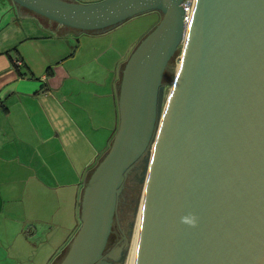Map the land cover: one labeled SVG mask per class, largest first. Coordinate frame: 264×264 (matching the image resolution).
Listing matches in <instances>:
<instances>
[{"label":"water","instance_id":"95a60500","mask_svg":"<svg viewBox=\"0 0 264 264\" xmlns=\"http://www.w3.org/2000/svg\"><path fill=\"white\" fill-rule=\"evenodd\" d=\"M8 1L82 30L161 13L126 61L117 128L58 264H112L102 251L144 153L134 264H264V0Z\"/></svg>","mask_w":264,"mask_h":264},{"label":"crops","instance_id":"0c3cea01","mask_svg":"<svg viewBox=\"0 0 264 264\" xmlns=\"http://www.w3.org/2000/svg\"><path fill=\"white\" fill-rule=\"evenodd\" d=\"M9 5L0 11V264H55L117 128L137 44L107 39L113 26L82 30Z\"/></svg>","mask_w":264,"mask_h":264},{"label":"rangeland","instance_id":"374dc122","mask_svg":"<svg viewBox=\"0 0 264 264\" xmlns=\"http://www.w3.org/2000/svg\"><path fill=\"white\" fill-rule=\"evenodd\" d=\"M189 6V10L191 9V3L192 0H185ZM8 0H0V11L6 10L7 7L9 8L10 5L8 3ZM160 14L157 10H149L146 12H142L136 15H133L131 17L126 18L122 22L116 24L111 28L112 32H109L106 34V38L108 39L113 38V41H116L120 47H123L128 42L135 41V44L139 42V40L144 37V35L156 24V22L159 20ZM106 39L104 38V41ZM116 43V44H117ZM178 61V54L176 55V59L174 61V70H175V64ZM174 73V71H173ZM170 82L168 84H164L163 91H162V101L164 102L166 94L168 92ZM141 164V161H137L134 165L135 168H139ZM133 174L131 173V170L126 175L123 185L120 192V199L122 198V201L120 205L124 210L129 211L130 213V221L129 224L127 222L128 231L126 234V242L123 246V258H122V264H128L129 263V257H130V250L132 247V236L134 233V227H135V218L136 213L138 210V203L140 198V189H141V183L139 185V188L136 187L137 184H135V181L132 177ZM130 175V176H129ZM119 202V201H118ZM118 205V204H117ZM114 216V215H113ZM112 224V223H111ZM111 228V227H110ZM136 232V230H135ZM28 257V256H27ZM29 258H24L22 261H27ZM20 263V262H18Z\"/></svg>","mask_w":264,"mask_h":264},{"label":"flooded vegetation","instance_id":"af4514ba","mask_svg":"<svg viewBox=\"0 0 264 264\" xmlns=\"http://www.w3.org/2000/svg\"><path fill=\"white\" fill-rule=\"evenodd\" d=\"M70 1H92V0H70ZM119 197L120 194H119ZM118 205L116 206L115 213L113 216L111 228L107 237V242L103 248L102 255L110 261L112 264H122L123 258V247L119 250L115 248L121 244L124 240L128 231L127 222L129 224L130 213L127 210H124L120 205L122 198L118 200ZM122 246V245H121Z\"/></svg>","mask_w":264,"mask_h":264},{"label":"trees","instance_id":"16d2710c","mask_svg":"<svg viewBox=\"0 0 264 264\" xmlns=\"http://www.w3.org/2000/svg\"><path fill=\"white\" fill-rule=\"evenodd\" d=\"M30 11H32V10H30ZM32 12L35 13L36 15H38V16L44 17V16H42V15H40V14L34 12V11H32ZM159 14H160V17H161V13L160 12H159ZM44 18H46L47 20L53 21L51 19H48L47 17H44ZM53 22H55V21H53ZM178 52H179V47L173 53V55L170 57V59L167 61L166 65H165V68H164V71H163V77H162V81H161V86L162 87L160 88V97H159V101L160 102L162 101V91H163L164 84H168L170 82V80L172 79L173 71H174V61L176 59V55L178 54ZM145 156H146V153H144V155H142L138 159V161H141V164H140V167L139 168L133 167L131 169V173H133V174H130V175H132V177H133V179L135 181V184H137L136 185L137 188H139V185L141 183V178H142V174H143V170H144V165H145ZM97 163H98V161H97ZM97 163L94 165V167L97 165ZM68 245H67V247H68ZM67 247H66V249H67ZM59 261H60V259H57L56 262H55V264H58Z\"/></svg>","mask_w":264,"mask_h":264},{"label":"bare ground","instance_id":"6f19581e","mask_svg":"<svg viewBox=\"0 0 264 264\" xmlns=\"http://www.w3.org/2000/svg\"><path fill=\"white\" fill-rule=\"evenodd\" d=\"M189 8V7H188ZM139 213L137 215V221H136V232L134 234V238L132 240V247H131V252H130V257H129V263L128 264H134V256H135V248H136V238H137V228H138V220H139Z\"/></svg>","mask_w":264,"mask_h":264},{"label":"clouds","instance_id":"9594fccd","mask_svg":"<svg viewBox=\"0 0 264 264\" xmlns=\"http://www.w3.org/2000/svg\"><path fill=\"white\" fill-rule=\"evenodd\" d=\"M183 222L194 226L196 224V219L194 216H186L183 217Z\"/></svg>","mask_w":264,"mask_h":264},{"label":"built area","instance_id":"2783aa9c","mask_svg":"<svg viewBox=\"0 0 264 264\" xmlns=\"http://www.w3.org/2000/svg\"><path fill=\"white\" fill-rule=\"evenodd\" d=\"M185 3H186V5H185V6H186V9H188V7H189V6H188V4H187V2H186V1H185Z\"/></svg>","mask_w":264,"mask_h":264}]
</instances>
